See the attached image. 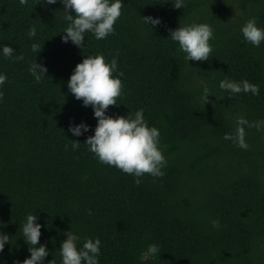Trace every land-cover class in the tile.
Segmentation results:
<instances>
[{
    "label": "trees",
    "instance_id": "1",
    "mask_svg": "<svg viewBox=\"0 0 264 264\" xmlns=\"http://www.w3.org/2000/svg\"><path fill=\"white\" fill-rule=\"evenodd\" d=\"M147 15L162 23L151 29ZM250 17L264 28V0H185L182 9L167 0H123L114 32L103 39L86 32L78 48L61 41L69 22L59 0H0V45L15 50L13 58L0 55L7 77L0 86V232L10 237L0 261L30 255L21 226L36 214L45 264H60L68 230L81 237L77 247L99 238L98 264H264V124L255 126L264 121V42L244 40L240 27ZM193 21L214 30L206 61L187 62L167 38L169 28ZM96 54L116 58L113 75L122 83L108 114L142 108L159 129L163 176L136 178L101 164L84 135L68 132L71 122L95 126L91 107L66 81L84 56ZM34 59L48 69L39 81L28 71ZM225 77L258 84L259 94L222 90ZM240 117L253 125L244 126L247 149L223 138L236 135ZM71 140L80 142L75 150ZM153 243L158 252L145 256Z\"/></svg>",
    "mask_w": 264,
    "mask_h": 264
},
{
    "label": "clouds",
    "instance_id": "2",
    "mask_svg": "<svg viewBox=\"0 0 264 264\" xmlns=\"http://www.w3.org/2000/svg\"><path fill=\"white\" fill-rule=\"evenodd\" d=\"M174 8L182 9L185 0H167ZM21 5L26 0H19ZM46 5L56 4L57 0H43ZM63 6L64 19L68 26L61 35V41L71 42L78 48L84 46L85 33L90 32L96 39H103L114 32V23L121 15L123 0H59ZM71 10V12H70ZM74 13V14H71ZM144 23L151 29L162 23L160 17L151 15L143 16ZM213 28L208 23L193 21L188 24L168 29V37L178 44L179 51L185 54L184 59L188 62L206 61L212 51L209 41L213 38ZM240 32L245 41L253 46L259 47L264 42V28L257 25L256 18H248L240 27ZM28 35L35 36V29H31ZM39 47V50L37 51ZM42 46L33 44L32 48L37 53ZM14 49L8 44L0 45V55L13 58ZM28 71L39 81L48 71L46 64L37 62L35 59L30 63ZM117 72V60L113 58L106 62L102 54L84 56L72 69L66 86L67 90L75 99L81 101L82 106L91 107L92 115L96 120L92 127L85 121L71 122L68 132L74 137L85 136L84 144L94 154L101 164L115 166L124 173L131 174L136 178L145 173L160 177L164 173L167 161L159 147V129L149 126L143 115V109L135 111L134 116L130 114H108L110 105H117V97L121 95L122 83ZM122 74V73H121ZM7 77L0 73V86L4 84ZM218 87L232 94L251 92L259 94V85L250 83L248 80L234 81L225 77L219 81ZM210 90L206 83H202L201 99L207 103ZM236 135L224 134L225 140H233L238 147L247 149L245 142L244 126H253L246 119L240 117L236 121ZM264 121L255 122L259 130ZM90 135H85L89 133ZM73 150L79 147L78 140H71ZM67 148V145L65 146ZM135 183L139 184L140 179ZM213 227L218 226L217 221L212 222ZM2 227V225H0ZM42 225L37 222L36 214H28L21 226L22 238L28 247L30 255L23 260H14L13 264H45V257L49 250L44 243H40ZM66 237L60 242L58 251L60 264H98L100 255L99 238H85L82 246L77 247L81 237L73 231H66ZM9 235L0 232V253L4 251L5 245L9 244ZM39 246L37 247L36 245ZM158 252V245L149 244L145 256H154ZM0 264H7L0 261ZM47 264H56L55 260L47 261Z\"/></svg>",
    "mask_w": 264,
    "mask_h": 264
}]
</instances>
